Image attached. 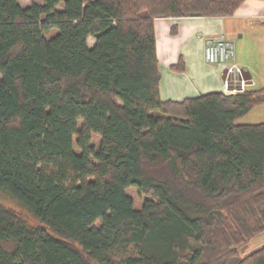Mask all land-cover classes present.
Segmentation results:
<instances>
[{"label": "trees", "instance_id": "16d2710c", "mask_svg": "<svg viewBox=\"0 0 264 264\" xmlns=\"http://www.w3.org/2000/svg\"><path fill=\"white\" fill-rule=\"evenodd\" d=\"M243 1L0 0V264H264V88L159 95L155 19Z\"/></svg>", "mask_w": 264, "mask_h": 264}, {"label": "crops", "instance_id": "0c3cea01", "mask_svg": "<svg viewBox=\"0 0 264 264\" xmlns=\"http://www.w3.org/2000/svg\"><path fill=\"white\" fill-rule=\"evenodd\" d=\"M177 33L171 34V26ZM223 29L234 41L235 60L246 74V88H264V0H244L229 16H183L155 19L159 62V95L162 100H181L211 91H224L222 68L203 57L205 37ZM182 58L185 70L171 64ZM264 121V103L241 117L240 123Z\"/></svg>", "mask_w": 264, "mask_h": 264}, {"label": "built area", "instance_id": "2783aa9c", "mask_svg": "<svg viewBox=\"0 0 264 264\" xmlns=\"http://www.w3.org/2000/svg\"><path fill=\"white\" fill-rule=\"evenodd\" d=\"M203 57L207 64L222 68V85L225 93L242 92L246 88V74L235 60L234 41L223 29L205 37Z\"/></svg>", "mask_w": 264, "mask_h": 264}, {"label": "rangeland", "instance_id": "374dc122", "mask_svg": "<svg viewBox=\"0 0 264 264\" xmlns=\"http://www.w3.org/2000/svg\"><path fill=\"white\" fill-rule=\"evenodd\" d=\"M18 1L21 4L26 5L33 0H18ZM34 1L41 2L42 0H34ZM219 30H221V28ZM225 35L227 36L226 33ZM93 42H94L93 38L89 36L87 39L88 45L92 46ZM97 140H98L97 137H94L92 144L96 145ZM127 192L134 198L136 206L140 205L141 197L137 194V191L134 188H129L127 189ZM0 203L22 214L27 220L32 221V218L26 213V211L13 198H11L8 194L2 191H0ZM262 245H264V232L249 240L244 246L240 247L238 251L240 255H245L247 253H251L252 251L257 250Z\"/></svg>", "mask_w": 264, "mask_h": 264}]
</instances>
